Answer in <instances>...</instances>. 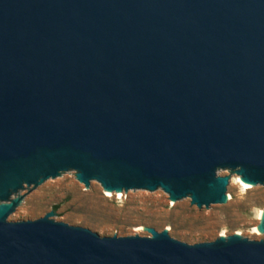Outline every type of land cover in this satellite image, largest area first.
Wrapping results in <instances>:
<instances>
[{"label": "water", "instance_id": "1", "mask_svg": "<svg viewBox=\"0 0 264 264\" xmlns=\"http://www.w3.org/2000/svg\"><path fill=\"white\" fill-rule=\"evenodd\" d=\"M220 173L264 188V0H0V264H264L238 234L16 221L27 189L73 174L216 212Z\"/></svg>", "mask_w": 264, "mask_h": 264}, {"label": "rangeland", "instance_id": "2", "mask_svg": "<svg viewBox=\"0 0 264 264\" xmlns=\"http://www.w3.org/2000/svg\"><path fill=\"white\" fill-rule=\"evenodd\" d=\"M231 189L233 207L205 212L191 199L178 203L167 192L160 195H107L101 185L96 189L82 184L77 174L68 175L31 197L27 189L19 197L30 202L16 221L34 220L52 213L57 221L88 227L104 236H151L159 227L189 244L215 241L238 234L249 239H264L255 228L264 209V188L243 187L237 177Z\"/></svg>", "mask_w": 264, "mask_h": 264}, {"label": "bare ground", "instance_id": "3", "mask_svg": "<svg viewBox=\"0 0 264 264\" xmlns=\"http://www.w3.org/2000/svg\"><path fill=\"white\" fill-rule=\"evenodd\" d=\"M237 181H238L243 187H245V188H249V187L252 186L250 182L245 181L241 176L237 177ZM105 190H106V192H107V193H106L107 195H112V192H111L109 189H105ZM173 201H175V200H173ZM263 213H264V209H261V210L259 211V218H260V219L262 218ZM255 230H256L258 233H261V231L259 230L258 226L255 228Z\"/></svg>", "mask_w": 264, "mask_h": 264}]
</instances>
